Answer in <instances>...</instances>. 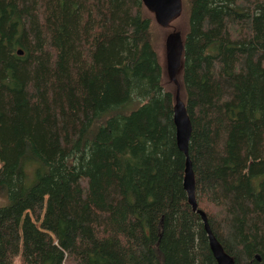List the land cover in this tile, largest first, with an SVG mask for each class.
Instances as JSON below:
<instances>
[{
  "label": "trees",
  "instance_id": "trees-1",
  "mask_svg": "<svg viewBox=\"0 0 264 264\" xmlns=\"http://www.w3.org/2000/svg\"><path fill=\"white\" fill-rule=\"evenodd\" d=\"M182 6L196 210L264 264V0ZM150 31L141 0H0V264H215Z\"/></svg>",
  "mask_w": 264,
  "mask_h": 264
},
{
  "label": "water",
  "instance_id": "water-1",
  "mask_svg": "<svg viewBox=\"0 0 264 264\" xmlns=\"http://www.w3.org/2000/svg\"><path fill=\"white\" fill-rule=\"evenodd\" d=\"M145 10L152 14L156 24L161 27L168 26L169 22L179 15L182 8V0H141ZM20 54L21 51L17 50ZM164 54H165V74L169 82L174 86L172 97V124L174 127L175 145L184 155V166L182 176V188L186 195V201L191 209L196 210L194 199V181L190 168V162L187 154V143L190 135V121L186 114L184 102L179 96V81L177 79L181 68L182 55V37L178 31H171L164 38ZM199 214L204 231L206 232L207 242L215 264H234L230 255H228L220 246L218 241L210 232L204 214L200 210H196Z\"/></svg>",
  "mask_w": 264,
  "mask_h": 264
},
{
  "label": "rangeland",
  "instance_id": "rangeland-1",
  "mask_svg": "<svg viewBox=\"0 0 264 264\" xmlns=\"http://www.w3.org/2000/svg\"><path fill=\"white\" fill-rule=\"evenodd\" d=\"M145 12L150 18V30H151L150 32H151V38H152V45L155 49L158 61L160 63L161 72H162L161 80L163 83V87L173 92L174 86L171 82L168 81L166 74H165V70H164V66H165L164 38L166 34L171 31H178L181 36L183 35L186 29V14L182 6L181 12L179 13V15L176 16L174 19H172L169 22L168 26L161 27L158 24H156L150 12H148L147 10H145ZM177 79H179V73H178ZM179 96L180 98L182 97V89L180 85H179Z\"/></svg>",
  "mask_w": 264,
  "mask_h": 264
}]
</instances>
